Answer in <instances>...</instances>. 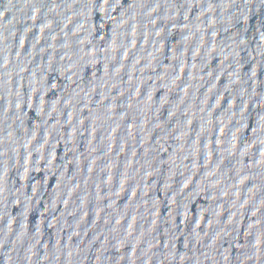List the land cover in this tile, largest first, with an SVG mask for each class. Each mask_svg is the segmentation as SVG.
I'll list each match as a JSON object with an SVG mask.
<instances>
[{"label":"water","instance_id":"obj_1","mask_svg":"<svg viewBox=\"0 0 264 264\" xmlns=\"http://www.w3.org/2000/svg\"><path fill=\"white\" fill-rule=\"evenodd\" d=\"M0 264H264V0H0Z\"/></svg>","mask_w":264,"mask_h":264}]
</instances>
